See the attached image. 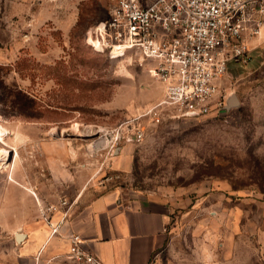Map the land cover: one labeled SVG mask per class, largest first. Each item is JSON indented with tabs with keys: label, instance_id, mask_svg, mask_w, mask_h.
<instances>
[{
	"label": "rangeland",
	"instance_id": "374dc122",
	"mask_svg": "<svg viewBox=\"0 0 264 264\" xmlns=\"http://www.w3.org/2000/svg\"><path fill=\"white\" fill-rule=\"evenodd\" d=\"M111 7L0 0V209L9 198L19 215L28 193L20 184L49 207L77 200L79 208L84 191L87 201L120 188L169 206L153 264H264V36L250 45L251 61L232 60L220 81L236 106L150 124L145 141L119 144L129 162L120 170L97 151L106 143L99 132L160 102L164 85L141 56L112 60L88 45ZM18 246L0 232V264H20Z\"/></svg>",
	"mask_w": 264,
	"mask_h": 264
},
{
	"label": "built area",
	"instance_id": "2783aa9c",
	"mask_svg": "<svg viewBox=\"0 0 264 264\" xmlns=\"http://www.w3.org/2000/svg\"><path fill=\"white\" fill-rule=\"evenodd\" d=\"M111 1L109 18L88 31V45L112 60L141 56L164 85V98L132 113L119 128L99 132L106 143L98 152L113 158L119 144L145 141L149 125H160L166 117L201 118L225 111L227 96L220 81L232 60L245 65L251 61L250 40L264 29V0ZM60 208L67 216L72 205L61 200L48 212ZM46 221L56 233L57 227ZM68 237L71 261L106 264L84 248L80 234L72 232Z\"/></svg>",
	"mask_w": 264,
	"mask_h": 264
},
{
	"label": "crops",
	"instance_id": "0c3cea01",
	"mask_svg": "<svg viewBox=\"0 0 264 264\" xmlns=\"http://www.w3.org/2000/svg\"><path fill=\"white\" fill-rule=\"evenodd\" d=\"M263 36L264 31L250 45L256 47ZM125 155L123 148L116 151V169H129ZM10 180L18 183L14 173ZM20 185L35 201L24 194L27 202L21 204L19 215L11 211L9 198L5 208L0 209V232L13 233L15 243L20 245L16 248L20 264H76L68 257V236L72 232L80 234L84 248L106 264H153L156 253L165 245L170 209L158 200L117 188L86 201L84 191L78 200L84 197L85 203L76 208L77 200L70 202L72 208L65 216L62 208L48 212L46 195L39 196L33 188ZM46 218L57 227L56 233ZM18 232L26 236L20 243L16 240Z\"/></svg>",
	"mask_w": 264,
	"mask_h": 264
},
{
	"label": "water",
	"instance_id": "95a60500",
	"mask_svg": "<svg viewBox=\"0 0 264 264\" xmlns=\"http://www.w3.org/2000/svg\"><path fill=\"white\" fill-rule=\"evenodd\" d=\"M238 104V101H237V99H236V97L235 96H228V98L226 99V102H225V110H229V108L231 107V106H236ZM121 148L119 147L118 148V150H120ZM25 234H23V233H20V232H18L17 234H16V240H17V242H22L24 239H25Z\"/></svg>",
	"mask_w": 264,
	"mask_h": 264
},
{
	"label": "bare ground",
	"instance_id": "6f19581e",
	"mask_svg": "<svg viewBox=\"0 0 264 264\" xmlns=\"http://www.w3.org/2000/svg\"><path fill=\"white\" fill-rule=\"evenodd\" d=\"M15 155H16V158L19 157V153H18L17 151H16ZM4 158H5V156L3 157V154H0V161L3 160ZM16 162H17V161H16ZM15 164H17V163H15ZM32 191L34 192L33 189H32Z\"/></svg>",
	"mask_w": 264,
	"mask_h": 264
}]
</instances>
